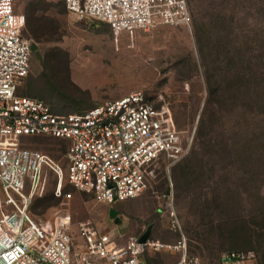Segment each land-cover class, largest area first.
<instances>
[{
    "label": "rangeland",
    "instance_id": "obj_1",
    "mask_svg": "<svg viewBox=\"0 0 264 264\" xmlns=\"http://www.w3.org/2000/svg\"><path fill=\"white\" fill-rule=\"evenodd\" d=\"M188 5L190 25L179 21L117 32L107 21L80 18L65 0H15L18 11L35 13L40 35L33 37L37 47L19 91L43 98L59 113L137 89L157 104L167 101L190 149L174 163L157 161L148 187L114 208L125 220L130 216L136 236L150 229L153 239L183 237L188 253L204 264H223L228 250L249 253L244 264H264V101L247 110L228 98L206 122L203 143L196 135L208 93L204 61L223 85L235 78L236 59L245 60L249 52L244 38L250 26L264 28V0ZM24 34L32 35L27 29ZM21 142L60 162L64 190L73 191L70 199L58 197V177L49 171L32 204L37 221L51 223L66 210L76 232L80 221L102 212L94 194L77 191L67 178V140L25 135ZM1 196L0 190V214ZM182 255L166 248L146 251L142 264H182Z\"/></svg>",
    "mask_w": 264,
    "mask_h": 264
},
{
    "label": "built area",
    "instance_id": "obj_2",
    "mask_svg": "<svg viewBox=\"0 0 264 264\" xmlns=\"http://www.w3.org/2000/svg\"><path fill=\"white\" fill-rule=\"evenodd\" d=\"M80 18L110 23L114 31L148 29L160 23L192 22L188 0H65ZM25 14L15 0H0V264H142L146 251L182 252V264H204L187 250V241L166 242L131 235L119 240L92 218L75 232L69 211L41 223L32 213L35 195L49 171L55 172L58 197L64 190V167L49 154L28 146L25 135H46L69 142L67 178L79 192L114 203L139 196L150 184L154 164L174 163L190 149L170 104H157L142 90L68 113L54 111L43 98L19 87L32 62V37L24 34ZM247 252L222 253L223 264H244Z\"/></svg>",
    "mask_w": 264,
    "mask_h": 264
},
{
    "label": "trees",
    "instance_id": "obj_3",
    "mask_svg": "<svg viewBox=\"0 0 264 264\" xmlns=\"http://www.w3.org/2000/svg\"><path fill=\"white\" fill-rule=\"evenodd\" d=\"M25 19L26 26L24 31L26 29L29 30L32 34L29 36L32 38L40 37L37 32V17L35 13L31 10L26 11ZM261 32L263 33L262 35H260ZM244 39L248 44L249 52L247 53V58L245 60L241 57L236 59V64L234 63L235 78L224 85L213 77L209 63L204 61L208 93L196 130L200 143H203L201 136H203L206 122L209 117L220 110L226 99H231L238 107L247 110L253 108L259 102L263 104L264 98L262 101L259 100L264 94V28L261 24L252 23L250 32L246 33ZM198 40L201 43L200 37H198ZM211 107L213 109H210Z\"/></svg>",
    "mask_w": 264,
    "mask_h": 264
},
{
    "label": "crops",
    "instance_id": "obj_4",
    "mask_svg": "<svg viewBox=\"0 0 264 264\" xmlns=\"http://www.w3.org/2000/svg\"><path fill=\"white\" fill-rule=\"evenodd\" d=\"M119 201H123V200H119ZM119 201H116L114 203H108L105 201H100L99 205L103 209L102 212H100L101 215L99 213L93 212L92 213L93 214L92 219L104 230H109L110 228L118 230L119 231V240L121 242H125V240L129 236L136 235L135 230H134L135 226H134V228L132 227L130 216H128V218H126V220H125V218H124L125 215L122 214V212H119V210H116V208H114V206H117V202H119ZM112 221H115L116 224H113ZM123 221H125V222H123ZM149 232H150V230H149ZM143 234L141 233V234H138L137 236L141 237ZM148 236H149V234H148Z\"/></svg>",
    "mask_w": 264,
    "mask_h": 264
},
{
    "label": "water",
    "instance_id": "obj_5",
    "mask_svg": "<svg viewBox=\"0 0 264 264\" xmlns=\"http://www.w3.org/2000/svg\"><path fill=\"white\" fill-rule=\"evenodd\" d=\"M37 47V43L34 41L33 43H32V49H35ZM149 230L150 229H148L141 237H140V239L141 240H145L147 237H148V234H149Z\"/></svg>",
    "mask_w": 264,
    "mask_h": 264
}]
</instances>
